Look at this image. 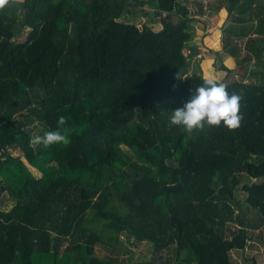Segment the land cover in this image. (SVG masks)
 I'll return each mask as SVG.
<instances>
[{
	"label": "trees",
	"instance_id": "obj_1",
	"mask_svg": "<svg viewBox=\"0 0 264 264\" xmlns=\"http://www.w3.org/2000/svg\"><path fill=\"white\" fill-rule=\"evenodd\" d=\"M224 2L225 50L207 49L217 71L189 72L185 0H11L0 13V196L11 201L0 199V264H234L257 226L244 205L264 227V0ZM234 37L254 56V82L227 79ZM209 76L242 97L241 126L170 127ZM38 126L70 142L30 147ZM140 243L148 259H133Z\"/></svg>",
	"mask_w": 264,
	"mask_h": 264
},
{
	"label": "rangeland",
	"instance_id": "obj_2",
	"mask_svg": "<svg viewBox=\"0 0 264 264\" xmlns=\"http://www.w3.org/2000/svg\"><path fill=\"white\" fill-rule=\"evenodd\" d=\"M197 1H200L201 8L204 10L201 14H199L198 18L203 21L207 28L210 31H212V34H207L209 31L207 29L206 32L199 29V25L197 22H193V39L189 42H187V46L184 48V53L186 55H189L192 53V48H195L196 52L193 53L191 56H189L190 60V69L189 72L201 69L200 63L206 59V56L210 53L204 50V42L202 34L206 33L207 39L209 41V49L212 48V50H225L224 44V36L227 34V31H224L221 29V27H224L227 23L231 21L230 17L231 14L226 10L225 8V2L224 0H186L185 2L189 4L188 7L190 11L193 10V6H196L195 8L198 9V5H196ZM134 13V18H131L130 20L135 19V17L138 19L140 18V11L137 7L132 9ZM237 14V12H236ZM197 18V19H198ZM119 19V18H118ZM254 21V20H253ZM251 23V22H250ZM248 23V25L250 24ZM160 25H155V29H159ZM198 30V31H197ZM210 31V32H211ZM255 34H251V36H254ZM22 37L18 38L21 39ZM234 43L238 45L239 50H237V55L232 58L233 62L230 64V67L234 69L232 73L229 74L228 80H243L247 82H254L253 77H246L249 73L250 69L253 68V62H254V56L249 57L248 60H246V57L249 55L248 51L244 48V37L243 38H233ZM208 49V47H207ZM213 58V56H211ZM244 61V62H243ZM212 72L217 71V66L213 63L211 64V67L209 68ZM219 75V74H218ZM40 127L38 126L35 129L34 134L39 131ZM123 149L127 150L126 146H122ZM128 151V150H127ZM13 154H19V150L15 149L12 151ZM35 174H38L35 172ZM0 199L4 202V207L8 208L11 204V201L9 197L7 196H0ZM244 211L246 214V217L248 219L249 223L257 224L256 227L251 228L252 238L249 239L246 243V246L244 249H234L231 251V256L234 261V264H251L254 262V264H264V227L262 224L258 222V214L256 213L255 209L251 207H246L245 205ZM124 235H121L120 238L122 239ZM66 244V243H65ZM130 250L133 252V259L139 260V259H148L152 255V247L148 243H140L139 245L133 246L129 245ZM95 253L99 256H105L108 254V251L103 248L102 246L96 245L95 246ZM126 253L120 255L119 257H123L126 260ZM164 256V254H163Z\"/></svg>",
	"mask_w": 264,
	"mask_h": 264
},
{
	"label": "clouds",
	"instance_id": "obj_3",
	"mask_svg": "<svg viewBox=\"0 0 264 264\" xmlns=\"http://www.w3.org/2000/svg\"><path fill=\"white\" fill-rule=\"evenodd\" d=\"M11 0H0V13H4ZM242 97L236 93L229 94L227 86L215 76L206 77L203 84L195 89V94L184 103L183 107L171 111L169 126H179L188 134L209 131L223 125L229 132L241 126L243 116L240 114ZM58 126L66 124V117L59 116ZM59 128L48 131L43 136L36 135L29 141V146L35 148L43 145L47 148L56 144L67 145L69 137Z\"/></svg>",
	"mask_w": 264,
	"mask_h": 264
},
{
	"label": "crops",
	"instance_id": "obj_4",
	"mask_svg": "<svg viewBox=\"0 0 264 264\" xmlns=\"http://www.w3.org/2000/svg\"><path fill=\"white\" fill-rule=\"evenodd\" d=\"M186 1V0H185ZM187 4V3H186ZM196 5H198V9L197 8H195L196 6H193V10L192 11H190V14L192 15V16H194V18H192V24H193V22H197L198 23V25H199V29L200 30H203L204 32H206L207 31V25L203 22V21H201L199 18H198V16H199V14H201L204 10L201 8V5H200V1H197V3H196ZM190 5L189 4H187V7H189ZM198 18V19H197ZM159 25V24H158ZM193 27V26H192ZM160 28V27H159ZM207 28V29H206ZM193 29V28H192ZM192 29H191V31H192ZM211 29V28H210ZM194 31V30H193ZM198 31V30H197ZM208 31H209V29H208ZM208 33H210V31L208 32ZM211 34H212V32H211ZM205 35H206V33H205ZM213 35V34H212ZM202 36H204V33L202 34ZM193 37H194V35H193ZM193 39V38H192ZM191 39V40H192ZM190 40V41H191ZM205 44H204V50H206L207 52H209L210 54L209 55H207L206 56V59L204 60V61H202L201 63H200V67L202 68V69H208V70H210L209 68L211 67V64H213V63H215L214 61V59H215V53L214 52H210V50H207V47L209 48V41L208 40H204V38H203V40H202ZM188 44V43H187ZM187 44H186V46H187ZM191 49H192V47H191ZM212 49V48H211ZM214 50V49H213ZM214 51H216V50H214ZM218 51H220V50H218ZM192 55V54H191ZM190 55V56H191ZM211 56H213V58L211 57ZM234 57V56H233ZM212 71V70H211ZM218 74H219V72H217Z\"/></svg>",
	"mask_w": 264,
	"mask_h": 264
},
{
	"label": "built area",
	"instance_id": "obj_5",
	"mask_svg": "<svg viewBox=\"0 0 264 264\" xmlns=\"http://www.w3.org/2000/svg\"><path fill=\"white\" fill-rule=\"evenodd\" d=\"M208 34H211V33H208Z\"/></svg>",
	"mask_w": 264,
	"mask_h": 264
}]
</instances>
